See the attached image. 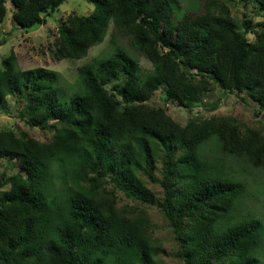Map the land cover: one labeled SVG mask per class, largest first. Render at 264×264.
<instances>
[{
	"label": "trees",
	"instance_id": "obj_1",
	"mask_svg": "<svg viewBox=\"0 0 264 264\" xmlns=\"http://www.w3.org/2000/svg\"><path fill=\"white\" fill-rule=\"evenodd\" d=\"M7 1L0 0L1 23L8 18ZM9 1L17 30L43 24L65 0ZM92 1L90 14L72 15L59 29L56 58L85 57L104 40L112 21L114 37L128 36L154 68L143 72L138 59L117 47L79 67L82 91L68 97L55 70L23 69L13 50L5 57L0 104L25 94L23 118L50 129L52 138L23 139L0 130V169L4 157L20 162L0 181V264H166L155 260L158 246L145 239L143 208L119 206L117 198L120 191L154 203L147 182L157 180L161 207L183 239L184 264H257L259 223L217 228L231 223V208L246 187L213 166L201 147L215 139L223 152L264 166V132L244 133L227 115L193 117L182 125L148 101L164 85L165 101L189 108L214 82L227 92H245L264 109V21L254 30L246 18L241 31L228 5L232 0H205L202 13L179 19L172 0ZM241 1L264 12V0ZM58 158L66 160L73 191L53 204L45 183L50 161ZM197 220L203 223L196 235L184 238Z\"/></svg>",
	"mask_w": 264,
	"mask_h": 264
},
{
	"label": "rangeland",
	"instance_id": "obj_2",
	"mask_svg": "<svg viewBox=\"0 0 264 264\" xmlns=\"http://www.w3.org/2000/svg\"><path fill=\"white\" fill-rule=\"evenodd\" d=\"M176 19L185 14H199L204 11L205 0H172ZM8 18L5 23L0 22V42L7 37V42L0 43V68L4 66V59L13 50L16 52L19 65L23 69L35 67H46L55 70L60 74V89L66 96H71L82 91L79 67L96 59H102L110 55L117 47H122L131 56L139 60L143 72L152 71L154 65L145 55L135 50L130 43V38L121 33L115 34L114 23L111 21L104 40L89 49L88 54L83 58L58 59L55 56L58 47L59 29L64 26L72 15L85 16L94 9L92 0H65L52 15L47 16L43 24L36 25L30 29L14 30L12 17V4L8 0ZM231 6L232 15L237 20L241 31L244 30L242 22L248 18L252 19L254 30L264 21V12L258 4L248 3L244 5L241 0L228 2ZM46 13V12H45ZM253 40L255 34L249 33ZM114 81L109 83V88ZM166 89L161 85L156 94L148 101L153 106H162L168 114L182 125L193 117L206 118L217 115L219 117H235L237 125L245 133L248 128L261 129L264 132V109H261L254 100L245 92L240 95L236 92H227L218 84L211 83L203 100L193 104L192 107H184L173 101H165ZM66 99V98H65ZM26 112V97L22 94L20 98L15 95L7 97L3 104H0V130H13L23 139L31 137L42 141L52 138V131L48 128L32 127L28 125L22 114ZM259 112V113H257ZM203 157L213 166L224 170L226 177L246 187L245 193L240 196L235 205L231 208V223L220 222L217 224L219 231L227 230L229 224L256 222L261 227V245L257 250V264H264V166L256 167L244 156L225 153L221 150L215 139L207 141L201 147ZM20 163V162H19ZM18 159L4 157L1 161L0 181L19 168ZM161 164V161H157ZM50 173L45 183V194L54 204L67 198L72 194L73 184L68 178V168L65 158L52 159L49 163ZM158 170V169H157ZM158 173V172H157ZM161 177V174H158ZM148 186L156 196L154 203L144 204L143 202L130 199L124 193L118 191V205L132 206L139 210L143 208L141 219L145 223L142 231L145 239L151 242L158 250L155 260L166 264H184L180 255L183 239L178 237L175 227L169 223L164 210L161 207L163 200V188L159 181H149ZM203 222L197 223L186 230L184 238L196 235L197 228ZM194 237V236H193ZM192 237V238H193ZM188 239L191 241V239Z\"/></svg>",
	"mask_w": 264,
	"mask_h": 264
}]
</instances>
